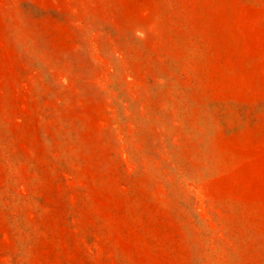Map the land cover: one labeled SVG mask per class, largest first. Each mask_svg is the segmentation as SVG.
<instances>
[{
	"label": "rangeland",
	"instance_id": "rangeland-1",
	"mask_svg": "<svg viewBox=\"0 0 264 264\" xmlns=\"http://www.w3.org/2000/svg\"><path fill=\"white\" fill-rule=\"evenodd\" d=\"M0 264H264V0H0Z\"/></svg>",
	"mask_w": 264,
	"mask_h": 264
}]
</instances>
